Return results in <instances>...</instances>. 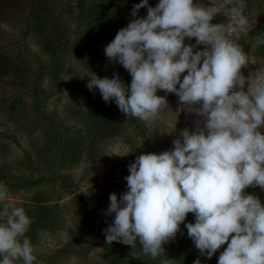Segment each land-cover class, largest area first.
I'll return each mask as SVG.
<instances>
[{"label": "rangeland", "instance_id": "obj_1", "mask_svg": "<svg viewBox=\"0 0 264 264\" xmlns=\"http://www.w3.org/2000/svg\"><path fill=\"white\" fill-rule=\"evenodd\" d=\"M199 2L213 11L211 22L224 25L225 34L246 52L247 63L240 69L247 80L243 87L264 80V44L256 46L257 38L264 37V0ZM138 3L0 0V184L6 192L0 222L15 207L26 210L33 264H162L166 257L173 264H193L197 257L202 264H218L227 247L228 242L210 259L200 256L185 227L194 223L193 213L156 258L142 252L139 240L135 249L106 242L104 230L114 220L106 212L109 197L127 191L128 165L141 154L171 150L182 130L196 131L204 121L195 111L199 105L187 106L165 90L157 95L166 97L167 106L143 121L87 87L95 75L114 74L130 85L128 70L110 61L104 48L134 19L131 11ZM157 3L149 0L152 7ZM233 9L250 20L236 31ZM146 15L147 6L140 8L138 16ZM185 43L195 45L196 40L186 38ZM260 131L264 134V127ZM244 192L264 204L260 186Z\"/></svg>", "mask_w": 264, "mask_h": 264}, {"label": "clouds", "instance_id": "obj_2", "mask_svg": "<svg viewBox=\"0 0 264 264\" xmlns=\"http://www.w3.org/2000/svg\"><path fill=\"white\" fill-rule=\"evenodd\" d=\"M145 6L147 15L139 17ZM233 12L232 31L250 22L239 9ZM131 16L104 48L110 61L128 70L130 85L118 74L95 75L89 90L98 89L106 103L114 101L143 121L167 106L166 97L157 95L165 90L187 106L199 105L195 111L204 121L196 131L182 130L171 150L141 154L128 165L127 191L109 197L106 212L114 220L104 230L106 242L135 249L139 240L142 252L156 258L193 213L194 223L185 227L200 256L210 259L228 242L218 264H264V204L244 192L253 185L264 189V80L243 87L246 52L224 25L211 22L213 11L199 0H158L155 7L140 0ZM186 38L196 44H186ZM200 44L205 47L194 51ZM260 44L264 37L257 38ZM5 196L0 184V201ZM30 224L23 207L0 222V264H33L34 247L25 235ZM162 264L173 260L166 257ZM193 264H202L200 257Z\"/></svg>", "mask_w": 264, "mask_h": 264}, {"label": "trees", "instance_id": "obj_3", "mask_svg": "<svg viewBox=\"0 0 264 264\" xmlns=\"http://www.w3.org/2000/svg\"><path fill=\"white\" fill-rule=\"evenodd\" d=\"M182 243H184V242H182ZM181 245V243H179V246Z\"/></svg>", "mask_w": 264, "mask_h": 264}]
</instances>
